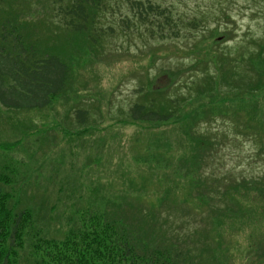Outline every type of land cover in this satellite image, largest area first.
<instances>
[{"label": "rangeland", "instance_id": "rangeland-1", "mask_svg": "<svg viewBox=\"0 0 264 264\" xmlns=\"http://www.w3.org/2000/svg\"><path fill=\"white\" fill-rule=\"evenodd\" d=\"M157 1L208 23L71 47L72 83L50 106L0 111V186L34 212L24 254L36 231L62 239L96 212L144 213L192 264H264V0ZM47 2L19 14L43 16ZM156 89L193 100L166 124L132 122L131 106Z\"/></svg>", "mask_w": 264, "mask_h": 264}, {"label": "trees", "instance_id": "trees-1", "mask_svg": "<svg viewBox=\"0 0 264 264\" xmlns=\"http://www.w3.org/2000/svg\"><path fill=\"white\" fill-rule=\"evenodd\" d=\"M46 1L49 9L43 16L19 14L23 6L37 11ZM207 18L184 19L174 4L157 0H0V111L50 106L72 83L73 57L78 52L69 56L71 47H103L120 32L158 40L177 38L185 27L206 26ZM156 91L131 106L128 117L132 122L166 124L178 119L183 101L193 100H189L191 94L168 99ZM262 92L259 89L254 95ZM75 119L79 125L88 124L89 111L78 107ZM185 134L194 141L203 137L190 130ZM0 182L9 183V179L0 175ZM10 194L0 186V264L193 263L179 248L159 241L164 233L158 232L157 218L149 221L144 213L139 218L134 214L131 222L96 212L62 239L36 231L30 253L24 254L34 212L11 205Z\"/></svg>", "mask_w": 264, "mask_h": 264}]
</instances>
